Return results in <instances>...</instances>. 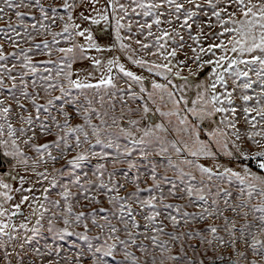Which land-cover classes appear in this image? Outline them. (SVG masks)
<instances>
[{
  "label": "snow or ice",
  "instance_id": "1",
  "mask_svg": "<svg viewBox=\"0 0 264 264\" xmlns=\"http://www.w3.org/2000/svg\"><path fill=\"white\" fill-rule=\"evenodd\" d=\"M5 18L0 264H264V0Z\"/></svg>",
  "mask_w": 264,
  "mask_h": 264
},
{
  "label": "rangeland",
  "instance_id": "2",
  "mask_svg": "<svg viewBox=\"0 0 264 264\" xmlns=\"http://www.w3.org/2000/svg\"><path fill=\"white\" fill-rule=\"evenodd\" d=\"M9 16L12 17V21L14 23L15 22V16L12 13H9ZM26 21L30 23L31 22V18L30 17H26ZM6 22H7V18H5L3 20H0V26H3ZM106 33H107V29H104L103 31H98L97 35L103 37L104 39H107ZM0 43H4V41L2 39H0ZM24 46L27 47V45H24ZM7 48H8V50H11V45H7ZM36 58L37 59H44L45 57L37 56ZM57 166H59V165H57ZM85 170L87 171V169H85ZM193 227H203V225H193ZM49 242H51L50 238H49ZM73 242H75L77 244H80L81 246H84L83 242L79 241L78 238H76V237H69L65 241H59L58 243L63 245V247L66 250L75 251V249L72 247ZM40 243L43 244V241H40ZM192 243H196V241L193 240Z\"/></svg>",
  "mask_w": 264,
  "mask_h": 264
}]
</instances>
